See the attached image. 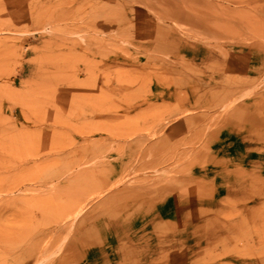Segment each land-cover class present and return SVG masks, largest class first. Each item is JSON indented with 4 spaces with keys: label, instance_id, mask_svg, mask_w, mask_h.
<instances>
[{
    "label": "rangeland",
    "instance_id": "1",
    "mask_svg": "<svg viewBox=\"0 0 264 264\" xmlns=\"http://www.w3.org/2000/svg\"><path fill=\"white\" fill-rule=\"evenodd\" d=\"M196 44L264 66V0H0V264H264V169L206 182L264 81L212 104Z\"/></svg>",
    "mask_w": 264,
    "mask_h": 264
},
{
    "label": "crops",
    "instance_id": "2",
    "mask_svg": "<svg viewBox=\"0 0 264 264\" xmlns=\"http://www.w3.org/2000/svg\"><path fill=\"white\" fill-rule=\"evenodd\" d=\"M215 47H207L204 44H196L197 55L191 58L189 67L191 68V89L206 88L212 90L213 97L211 102L214 105L223 104L235 93H244L252 91L258 87L260 82L264 81L263 62L248 56L245 49L242 51H232L230 55L231 62L225 58V55L218 54ZM235 82V85L231 84ZM205 84L206 86H201ZM258 94V95H257ZM257 98L254 111L248 108V98L246 95L241 101V107L246 111L238 120V127L231 126L230 129L214 131V137H223L228 140L217 149L212 157L208 169L211 174L210 180H206L209 185L222 186L228 185L227 173L235 180L236 175L245 174L249 176L255 172L264 169V86L255 93ZM219 98V101L216 100ZM260 103V105H258ZM247 107V109L245 108ZM222 180L221 182L219 180ZM240 179L239 183L241 182ZM199 179H192V187L197 185ZM217 186V187H218ZM198 191V190H197ZM196 191V192H197ZM197 199L210 200L211 197H201L202 193H195ZM165 223H171L172 219H164Z\"/></svg>",
    "mask_w": 264,
    "mask_h": 264
}]
</instances>
